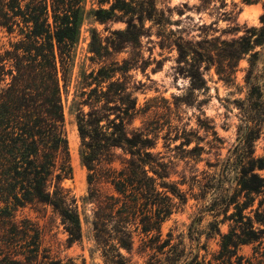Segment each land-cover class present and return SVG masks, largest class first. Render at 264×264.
<instances>
[{
	"label": "trees",
	"instance_id": "trees-1",
	"mask_svg": "<svg viewBox=\"0 0 264 264\" xmlns=\"http://www.w3.org/2000/svg\"><path fill=\"white\" fill-rule=\"evenodd\" d=\"M98 3L109 8L85 13L84 0H0V31L15 40L0 53V264H77L71 258H50L38 224L19 214L26 208L50 209L68 247L82 240L83 223L88 224L104 264H135L131 254L136 243L150 255L146 264H201L196 257H184L181 242L171 244L170 232L162 238V224L187 203V194L170 180L172 162L155 152V128H130L148 110L138 108L133 91L121 81L133 67L129 60L83 76L86 99L78 104L77 132L80 160L88 172L87 194L78 199L61 186L71 177L62 87L84 17L100 24L119 19L126 24V41L133 42L145 31V22L164 25L155 0ZM95 37L93 33L90 52L101 57ZM180 41L175 47L179 63L190 67V91H205L199 65L215 62L198 52L189 62ZM216 65L220 80L232 83V74L224 70L229 65L221 60ZM243 81L238 141L216 165L228 186L213 197L214 210L217 206L227 213L235 207L228 217L229 232L221 235L220 255L229 260L239 245L264 242V177L259 174L264 159L254 155V143L264 130V68L257 74L250 68Z\"/></svg>",
	"mask_w": 264,
	"mask_h": 264
},
{
	"label": "rangeland",
	"instance_id": "rangeland-1",
	"mask_svg": "<svg viewBox=\"0 0 264 264\" xmlns=\"http://www.w3.org/2000/svg\"><path fill=\"white\" fill-rule=\"evenodd\" d=\"M98 1L84 0L85 13L109 8ZM155 4L162 11L164 25L145 22V31L134 42L126 41L123 34L126 24L119 19L100 24L92 17H84L72 69L62 87L71 177L64 179L61 186L78 199L87 194L88 172L80 160L77 132L78 104L86 99L81 89L83 76L96 73L103 66L111 68L113 62L120 66L123 60H129L133 67L121 81L133 91L138 108L148 110L144 117L139 113L130 128L149 124L155 128L158 138L155 152L172 162L170 180L180 183L179 188L187 194V203L162 224V238L170 232L171 244L181 242L179 249L184 251V257L188 260L196 257L201 264H264V242L259 247L239 245L231 260L220 255L221 235L228 234L232 224L228 217L235 207L231 205L224 213L213 206L217 190L228 186L219 178L221 172L216 165L238 141L241 119L238 101L245 96L244 77L250 68L254 74L264 68V0H155ZM93 33L94 46L101 57L90 52ZM13 41L0 31V53ZM178 41L189 62L195 52L208 54L215 62L210 67L205 62L199 65L206 81L205 91H190V67L179 63L175 47ZM219 60L223 66L229 65L224 68L233 77L228 85L216 74ZM82 108L84 112L88 110ZM254 155L264 159V130L254 143ZM259 174L264 177V170ZM19 214L38 224L42 248L50 258H71L77 264L83 259L85 264H104L94 248L88 224L83 223L82 240L68 247L59 219L50 209L43 213L26 208ZM138 245L132 251V262L146 264L150 255L141 252Z\"/></svg>",
	"mask_w": 264,
	"mask_h": 264
}]
</instances>
